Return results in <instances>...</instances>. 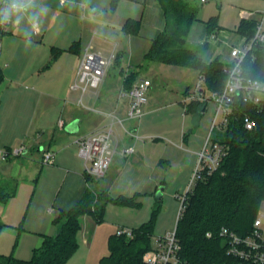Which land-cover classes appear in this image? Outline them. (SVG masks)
I'll use <instances>...</instances> for the list:
<instances>
[{
    "label": "crops",
    "instance_id": "0c3cea01",
    "mask_svg": "<svg viewBox=\"0 0 264 264\" xmlns=\"http://www.w3.org/2000/svg\"><path fill=\"white\" fill-rule=\"evenodd\" d=\"M148 1L152 5L151 10H148L146 4ZM60 4L66 5L69 10L63 12V15L67 17L65 22L62 23L61 20L65 17L62 16V19L56 18L57 21H52L48 25L42 27L35 25L30 35L29 27L25 23L27 10L21 9L20 12L10 16L11 26L1 38V41L4 39L5 45L9 46L8 50L17 61V65L11 73L7 71L9 65L6 70H0L3 76L0 86L4 84V90H7L11 96L10 112L6 114L5 121L10 120L13 124L5 126L9 127V130H6L9 137L0 140V148L17 147L20 141L21 144L29 145L23 154V158H29L28 161L19 163L8 159L0 164V182L6 177L12 178L15 182L13 183L15 194L5 202L0 201V221L5 223L1 233H19V243L12 253L21 259L31 258L34 248L42 244L44 234L54 235L58 232L60 225L53 223L55 215L59 210L72 208L82 198L88 187L86 163L80 155L77 143L80 137L110 123H114V127L119 124L122 126L121 138L119 132L116 133L114 129L113 137L116 142L112 146L116 148L115 162H112L105 176L96 178L94 181L95 185L98 182L99 191L108 189L113 197L121 195L132 197L136 194L156 195L165 182V174L168 172L169 155L159 151L161 149L159 145L162 142L158 139L162 137L153 131V126H149L152 125L151 115L160 108L154 101L158 94L157 78L138 75L152 81L148 92V103L138 119H130L127 116L128 98L124 94L126 90L123 85V77L132 71H138V68L143 66L142 60L145 59L152 39L168 25L158 0H121L115 11L110 10L111 0H65L64 3L60 0ZM79 7H81L80 17H77L74 13ZM263 10H258L257 13ZM249 12L254 13V18H260L256 17L253 10ZM73 16L74 20L67 22ZM76 18L80 19L74 23ZM128 18L141 22L138 34H127L123 31V24ZM243 18L241 13V19ZM52 29L58 33H52ZM98 34H101L102 40L104 38V41L108 42V51L106 48L102 51L98 43L99 47L93 44ZM32 35L40 38H34ZM107 37L112 41L110 39L108 41ZM74 42L78 44L75 50H70ZM115 45L120 63L128 57V64H136L137 67L130 65L126 71L124 68L121 69L119 80L112 84L108 82L109 90L104 91L108 80V70L98 92L91 93L84 102L83 95L87 91L82 94L80 90L71 88L76 80L83 54L90 49L107 56ZM53 47L62 50L54 60L52 59ZM160 64L163 65V63ZM147 67L150 73L157 75L158 69L162 66L155 68L153 64H149ZM190 71L194 70L182 72L178 69L175 75L183 78L188 76ZM195 83L181 84L179 89H174H177V93L176 97L171 99L170 106L175 109L182 107L183 111L181 109L179 113L183 121L179 139L172 141L168 137L167 140L174 144L180 153L187 151L198 155L201 148L188 147L190 137L189 132L184 130L185 122L190 117V125L196 129L193 136H197L200 122L212 102H201L202 105L191 107L190 102L185 101L186 96L194 90ZM80 99L85 107L78 103ZM111 114L122 119V123ZM2 132L3 130L0 135ZM168 133L171 132L168 131ZM33 143H37L36 146ZM130 146L134 150L126 152L125 150ZM46 149L54 152L52 164L47 165L42 162ZM36 151L42 154L39 158L41 167L36 164V159L33 157ZM44 165L47 166L44 167ZM33 173L36 174L32 179L35 182V188L27 207L24 226L21 225L20 231L15 228V225L22 220L24 203L27 199L21 192V182L18 181V177L21 174ZM135 208L108 203L104 220L99 223H96L91 216H84L82 228L78 232L79 248L66 264H89L87 253L95 256L98 254L96 263H91L98 264L100 258L108 254L106 247L102 245L104 238L108 241L109 236L120 228L136 227L126 225L119 219L120 217L141 218L142 213L135 211ZM145 221L139 219L138 224L141 225ZM8 252L0 241V253Z\"/></svg>",
    "mask_w": 264,
    "mask_h": 264
},
{
    "label": "trees",
    "instance_id": "16d2710c",
    "mask_svg": "<svg viewBox=\"0 0 264 264\" xmlns=\"http://www.w3.org/2000/svg\"><path fill=\"white\" fill-rule=\"evenodd\" d=\"M121 0H111L110 10L115 11ZM0 0V8H1ZM163 12L170 19L165 29L158 32L145 54L149 62H157L189 68L205 76L207 87L221 91L227 79L229 62L215 57L206 61L197 48L188 45V35L196 21L198 7L186 0H158ZM1 10V9H0ZM0 12V41L2 32ZM258 19H241L237 32L251 38ZM210 36L221 29L218 17L205 22ZM127 34L136 35L141 29L139 20L128 18L122 27ZM74 42L70 50H75ZM206 47L207 42L201 44ZM62 50L52 48L54 60ZM120 63L117 55L114 65ZM243 73L264 81V44L254 46L242 63ZM139 72L132 71L123 77L125 90H129ZM3 76L0 72V84ZM198 100L190 101V106H199ZM246 115L256 120L252 129L244 124ZM212 140L228 146L218 168L213 172L202 171L183 200V209L177 220L176 234L180 243L179 256L188 264H253L228 253V241L220 234L223 227L246 236L252 232L253 222L264 201V107L260 111L241 98L234 101L233 113L224 130L216 129ZM95 177L86 174L88 187L82 198L70 209L59 210L53 223L60 225L54 235H43V242L34 248L31 258L21 259L13 253H0V264H66L79 248L78 232L82 228L83 217L91 216L96 223L105 217L106 206L114 203L120 206L139 207L140 194L132 197L110 195L108 189L96 190L92 183ZM15 194V189L0 187V201H7ZM148 221L132 229V235L117 232L108 238V254L102 256L99 264H146L145 253L153 247L155 223L160 210L157 199ZM5 223L0 221V234ZM211 232V236L207 233Z\"/></svg>",
    "mask_w": 264,
    "mask_h": 264
},
{
    "label": "rangeland",
    "instance_id": "374dc122",
    "mask_svg": "<svg viewBox=\"0 0 264 264\" xmlns=\"http://www.w3.org/2000/svg\"><path fill=\"white\" fill-rule=\"evenodd\" d=\"M190 3V5L194 7H198V13H197V20L194 21V23L191 26L189 35H188V45L194 48H197L200 52V54L203 55V58L206 61H210L214 59L215 57H220L221 60L228 62L231 60V55H230V46L232 44H238L240 41V36L237 33V27L241 21V13L242 10H248L251 11L253 10L256 14V17H261L262 13L257 11L264 9V0H208L207 2H202L201 0H186ZM23 4L25 5L22 9H26L27 11V16L25 18V23L29 27L28 33L30 35L33 33L34 25H48L52 21H57L56 18L62 19L63 12H68V8L66 5H61L60 0H23ZM32 2V3H31ZM148 5V10H151L152 5L150 4V1L146 3ZM141 9L142 7H138ZM156 8V7H155ZM79 10H81V7L76 10L74 15L77 17L79 16ZM61 14V15H60ZM163 16L165 17V20H170L165 13ZM68 16V15H67ZM217 16L218 17V25L220 26L221 29L215 30L217 33V41L214 42L213 40L209 39L207 40V37H210L207 33V28L205 26V22L209 20L211 17ZM8 19H11L9 17ZM76 18L75 22H78ZM67 20V17L65 16L63 18L62 23ZM74 20V16L70 18L69 21ZM11 21V20H10ZM11 22L7 25L8 28H10ZM52 33H58V31H55V29H52ZM33 36V35H32ZM108 36V35H107ZM34 38H40L39 36H33ZM101 34L96 36V39L94 41V45L96 47H101L102 51L103 48L106 50L109 48L108 42L104 41L101 39ZM105 37V36H103ZM109 37V36H108ZM108 41L110 38H108ZM110 41H112L110 39ZM4 39L0 41V70L4 71L8 68V72H12L15 70V66L17 65V61H15V58H13V55L10 53L9 46L5 45ZM208 42L206 47H202L201 44ZM97 43L99 46H97ZM109 50V49H108ZM107 50V51H108ZM107 53V52H106ZM128 57L124 59V61L120 64L117 65H112L109 68L108 72V80H107V85H105V89L109 90L108 87L110 85L108 82L111 84L114 81L119 80L120 78V70L124 68L126 71L130 65L132 67H137L136 64H128ZM143 66L138 68V71L140 75L142 76H151L157 78V92L158 94L155 97V102L160 106V108L151 115V120L150 123L153 126L154 129L153 131L159 133V136L162 138H159L158 141L162 142L160 143L159 147L161 148L159 151L160 153H163L164 155H169V160L168 162V172L165 174V182L160 186L163 187L162 189V197L157 198L155 194L151 195H144V196H139L138 197V202L141 204L138 208H135L134 210L137 212H141V218H134L130 217L129 218H122L120 217V221L122 223H125L126 225H129L132 227L138 224L139 219H144V221H148L151 217L153 208L158 201L157 199H160L161 207L160 210L158 211L157 218H156V223H155V230H154V237L153 240L156 238V236H162L165 235V233L173 230L176 227L177 220H178V215H179V210L182 207V201L183 197L188 191V186L190 185V182L192 180V177L195 173V169L197 167V164L199 162V155L192 154L191 152L183 151L179 152V149L174 146L167 138L169 137L170 140L176 141L179 139V135L181 133V127H182V121L183 118L181 114L179 113V110L182 109L177 107V109L173 108L170 106V101L174 97H176L177 89L178 87L183 85H192L193 82L195 83L198 80L199 73L197 71H190L188 76L186 77H179L177 74L175 75L176 70L180 69L182 72H185L186 70H191V69H186L184 67L180 66H170L166 64H160L157 62H149L146 59L142 60ZM149 64H153L155 68H159L160 66L161 69L164 68L163 70L158 69V73L152 74L150 71H148ZM137 69V68H136ZM4 84L0 86V104H1V109H0V132L3 130L2 135H0V140L3 138H7L6 130H9V127L5 126H11L10 120L5 121V116L9 110V104L11 103V96L7 92V90H4L3 88ZM177 88L176 90H174ZM99 89H92L89 88V90L86 92L84 96V102H86L87 97L93 93V92H98ZM154 94V93H153ZM3 102V104H2ZM79 103V100H78ZM183 111V109H182ZM215 114V105L212 103L208 111L204 113V116L201 120L200 127L197 130V136H193V132L196 130L193 125H190V117L185 122V127L184 130L186 132H189V148L194 149V148H203L208 135L210 134V130L212 127L213 123V116ZM4 118H1L3 117ZM11 124V125H10ZM120 126V127H119ZM115 132H119V136L121 138L123 128L122 126L115 125L114 127ZM171 132V133H168ZM216 133V129L212 131V134L214 135ZM13 135V134H10ZM114 136V135H113ZM115 138L112 137V144L113 146L115 145ZM22 142L17 143V147L14 146L12 149L19 148L21 147ZM34 144V143H33ZM37 144V143H36ZM36 144H34L36 146ZM33 145V146H34ZM27 148L29 147L28 144H26ZM191 146V147H190ZM7 148V147H3ZM56 150V148H55ZM45 151H48L47 149ZM41 152L36 151L35 156H33L36 160V164L41 167V164L39 163L40 157H41ZM44 156V154H43ZM23 154L20 156L16 157H11L9 160H14V162L18 161L24 162L28 161L29 158H23ZM115 157V156H114ZM117 157L115 159L113 158L115 162ZM48 165V164H47ZM47 165H44L46 167ZM43 166V165H42ZM36 176L35 173L33 174H21V176L18 177V181L21 182V189L22 193L25 194V208H24V213L21 216V221L20 223L15 225V228L18 230L21 229V225L24 226L23 221L25 220L26 212H27V207L28 204L30 203L31 197L33 190L35 188V182L32 181V179ZM96 178V177H95ZM96 180V179H95ZM16 181V180H15ZM14 180L10 177L3 178L0 182V187L3 188L4 190L12 189L14 186ZM94 185V188L96 190L99 189L98 187V182L96 185L94 182L92 183ZM27 197V198H26ZM264 203H262L263 205ZM131 207V206H130ZM19 216V215H18ZM117 219V217H115ZM114 218V219H115ZM143 221V220H142ZM21 231V230H20ZM0 235V241L1 244L4 246L5 251H9L7 254H10L13 252V249H15L19 243L20 237L19 233H12V232H6L5 234L1 233ZM107 238H104L102 240V245L106 247V253H108V243H107ZM106 244V245H105ZM2 248V247H1ZM87 257H89L88 262L89 264L91 263H96V260H98V254L95 255H89V253L86 254ZM99 264V262H98Z\"/></svg>",
    "mask_w": 264,
    "mask_h": 264
},
{
    "label": "built area",
    "instance_id": "2783aa9c",
    "mask_svg": "<svg viewBox=\"0 0 264 264\" xmlns=\"http://www.w3.org/2000/svg\"><path fill=\"white\" fill-rule=\"evenodd\" d=\"M207 2L208 0H201ZM62 3L65 0H61ZM12 0H2V32H7V25L10 19H4V12L10 7ZM262 16L258 19L256 31L251 38L240 35L238 44L230 46L231 60L230 66L226 68L227 79L221 91L210 90L205 82L203 74L198 75L194 90L186 96L185 101L198 100L200 102H212L215 105V116L213 119L210 134L199 152V162L195 169L188 190L194 185L197 178L201 176L202 171L209 173L216 170L222 158L228 154V146L218 141L212 140V131L215 129L224 130L231 114L233 113L235 99L241 98L243 102L250 103L261 110L264 107V81L252 77H247L243 73L242 63L254 46L264 44V10ZM253 12L243 11L242 15L246 19L253 18ZM217 32H214L209 39L216 42ZM116 45L109 55L105 56L100 52H94L87 49L83 54L77 70V77L71 88L80 90L82 94L92 89H98L104 81L109 68L116 59ZM152 81L146 77H138L129 90L125 91L128 98L127 116L130 119H138L144 112V106L148 103V92ZM79 104L84 106L82 99ZM116 117L115 114H111ZM122 123V119L117 118ZM244 124L247 129H252L256 125V120L250 115H246ZM128 131V130H127ZM129 132V131H128ZM114 133V123H110L94 132L80 137L77 140L80 155L86 163V170L96 178L106 175L116 154V148L112 146V137ZM27 150L26 143L19 148H0V164L11 157L20 156ZM134 148L130 146L125 151L132 152ZM44 164L54 162V152L44 151L42 158ZM185 195L183 197V200ZM264 203V201H263ZM183 209L179 210L178 218ZM118 234L126 233L132 235V229L123 227L117 230ZM220 234L228 241V253L239 257L240 259L253 264H264V204L261 205L259 212L253 222L252 232L246 236H240L236 232L223 227ZM211 236V232L207 233ZM180 243L176 234V227L162 236H156L153 241V247L144 255L146 264H188L181 260L179 256Z\"/></svg>",
    "mask_w": 264,
    "mask_h": 264
},
{
    "label": "clouds",
    "instance_id": "9594fccd",
    "mask_svg": "<svg viewBox=\"0 0 264 264\" xmlns=\"http://www.w3.org/2000/svg\"><path fill=\"white\" fill-rule=\"evenodd\" d=\"M24 6L22 0H12L10 7L4 12V19L7 20L12 14L20 12Z\"/></svg>",
    "mask_w": 264,
    "mask_h": 264
},
{
    "label": "water",
    "instance_id": "95a60500",
    "mask_svg": "<svg viewBox=\"0 0 264 264\" xmlns=\"http://www.w3.org/2000/svg\"><path fill=\"white\" fill-rule=\"evenodd\" d=\"M162 189H163V187H160V189L157 191V193H156L157 198L162 197Z\"/></svg>",
    "mask_w": 264,
    "mask_h": 264
}]
</instances>
